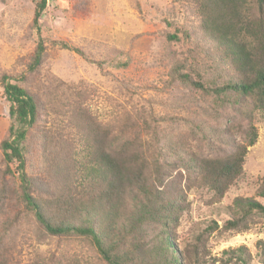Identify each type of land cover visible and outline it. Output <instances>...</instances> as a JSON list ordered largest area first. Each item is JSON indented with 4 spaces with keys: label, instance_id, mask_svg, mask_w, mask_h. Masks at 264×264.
Instances as JSON below:
<instances>
[{
    "label": "rangeland",
    "instance_id": "rangeland-1",
    "mask_svg": "<svg viewBox=\"0 0 264 264\" xmlns=\"http://www.w3.org/2000/svg\"><path fill=\"white\" fill-rule=\"evenodd\" d=\"M34 14L35 0H0V77L15 76L41 107L39 121L25 142L31 192L46 190L49 155L54 157L64 147L63 154L75 159L74 143L79 159L85 157L87 141L74 122L79 115L87 116L114 134L136 140L145 153H157L163 180L158 189L165 192L161 197L169 207L163 210V222H150L137 233V264H161L156 250L163 230L172 232L170 242L179 253L213 220L220 227L208 234L210 257L221 258L225 249L245 245L252 255L249 264H262L256 243L264 239V215L255 217L247 231L224 228L230 219L228 206L236 197L255 196L264 176L260 111H255L259 139L248 148L243 175L220 203L211 202L191 167L195 155L231 153L242 142L248 123L243 106H218L212 96L170 79L171 68L181 61L206 73L209 51L195 35L199 18L194 1L47 0L40 35L33 25ZM176 28L190 29L193 38L186 40L180 33L179 40H170ZM40 36L46 44L45 57L38 70L29 72ZM53 42H66L84 55ZM20 75L25 81L18 80ZM10 125L0 84V144ZM47 138L49 155L43 150ZM20 187L17 175L5 174L0 147V264H108L87 239L48 234L17 201Z\"/></svg>",
    "mask_w": 264,
    "mask_h": 264
},
{
    "label": "trees",
    "instance_id": "trees-1",
    "mask_svg": "<svg viewBox=\"0 0 264 264\" xmlns=\"http://www.w3.org/2000/svg\"><path fill=\"white\" fill-rule=\"evenodd\" d=\"M186 1H194L199 18L195 35L207 45L209 63L204 73L194 64L195 67L177 62L170 70L171 81L176 79L184 86L212 96L218 106H243V116L248 119L242 129V142H238L231 153L222 157L195 155L193 158L191 167L196 181L209 192L211 202L215 204L221 202L243 175L248 148L259 139L255 111L259 110L264 119V0ZM46 7L47 0H35L33 25L39 35L40 19ZM180 33L186 40L194 36L190 29L176 28L168 38L179 40ZM52 44L84 55L83 51L70 48L66 42ZM45 53V40L40 36L28 63L29 72L40 68ZM14 77L7 74L0 77L11 119L9 135L0 147L5 174L17 175L21 183L17 201L48 234L85 238L108 264H137V233L150 222H163L160 220L163 210L169 207L161 197L165 192L158 189L163 180L156 151L147 154L136 140L123 133L114 134L108 127L79 115L74 126L80 137L87 141L85 157L79 159L73 151L74 143H71V150L75 159L63 154L64 147L52 157L47 138L43 150L49 155L47 162L51 167L45 176L46 190L33 194L24 152L29 129L38 123L41 107L39 99ZM18 80L25 81L23 75ZM156 141H159L158 137ZM228 211L230 219L225 230H249L254 218L264 215V176L255 196L236 197ZM219 227L213 220L179 253L170 242L172 232L163 230L156 250L159 262L249 264L252 255L245 245L225 249L221 258L210 257L208 234ZM256 247L260 262L264 264V239L258 240Z\"/></svg>",
    "mask_w": 264,
    "mask_h": 264
}]
</instances>
